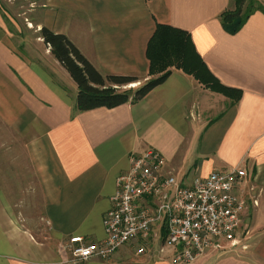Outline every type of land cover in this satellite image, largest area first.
Segmentation results:
<instances>
[{"label":"crops","instance_id":"0c3cea01","mask_svg":"<svg viewBox=\"0 0 264 264\" xmlns=\"http://www.w3.org/2000/svg\"><path fill=\"white\" fill-rule=\"evenodd\" d=\"M30 1L28 11L46 9L31 28L0 8V264H173L176 250L164 246L161 226L143 254L126 245L106 260L74 263L65 249L76 236L104 239L116 179L131 155L147 150L165 159L161 174L182 185L243 168L242 244L190 264H264V0L235 33L221 19L234 0ZM42 26L65 35L103 76L138 78L133 87L160 74L159 66L150 73L147 55L157 27L181 31L235 100L173 64L140 101L80 112L77 86L40 38ZM29 31L37 46L24 39ZM26 174L43 226L40 215L25 214L33 209L23 195Z\"/></svg>","mask_w":264,"mask_h":264},{"label":"built area","instance_id":"2783aa9c","mask_svg":"<svg viewBox=\"0 0 264 264\" xmlns=\"http://www.w3.org/2000/svg\"><path fill=\"white\" fill-rule=\"evenodd\" d=\"M130 85L122 88L136 87ZM164 163L154 150L129 157L128 170L116 179L111 208L103 217L104 239L85 243L80 236L70 238L65 249L70 250L72 262L106 260L126 245L143 254L157 226L164 231V246L176 250L173 264H190L242 244L246 200L236 191L245 170H215L182 185L161 174Z\"/></svg>","mask_w":264,"mask_h":264},{"label":"trees","instance_id":"16d2710c","mask_svg":"<svg viewBox=\"0 0 264 264\" xmlns=\"http://www.w3.org/2000/svg\"><path fill=\"white\" fill-rule=\"evenodd\" d=\"M234 3L235 9L224 12L221 18L222 23L227 25L226 28L231 33L238 31L248 17L261 8L256 0H234ZM39 35L43 43L50 48L51 55L76 84V106L80 112L97 108L111 109L128 102L140 101L167 79L170 72L165 69L173 64L216 92L233 99L234 93H237L214 80L198 57L190 53L184 33L175 29L159 26L149 42L147 55L151 63L150 73L153 74L155 66H159L160 69L157 71L160 73L159 76L125 91H119V89L138 82V78L118 75L103 76L65 35L55 33L44 26L41 27ZM168 53V58L172 56L173 60L166 62L164 55ZM162 234L164 235V231Z\"/></svg>","mask_w":264,"mask_h":264},{"label":"rangeland","instance_id":"374dc122","mask_svg":"<svg viewBox=\"0 0 264 264\" xmlns=\"http://www.w3.org/2000/svg\"><path fill=\"white\" fill-rule=\"evenodd\" d=\"M31 1L30 0H0V8L8 13H10L11 15H13L16 20L18 22H20V24H24L25 27L27 26V23H31L33 24L34 21H36V19L40 18L38 16H42L44 15V13L46 12V9H41V8H36L34 11H28V8H31L30 6ZM48 8V7H47ZM25 12L22 16L18 17L16 16L18 13H22ZM6 17H8V15H5ZM28 28H31L30 26ZM23 33V32H22ZM26 33V32H25ZM36 38V34L34 35L32 31H29L26 33V38H24L26 40V42H28L29 44H31L32 47L37 46L36 43L34 42ZM40 48H42V45H40ZM131 88H120L119 91H125V90H129ZM12 148V147H11ZM20 149L15 143L13 144V150H18ZM22 184H19V187ZM34 187V186H33ZM32 187V181L29 180L28 175L26 174V183H25V189L23 191V195L24 198L26 199L27 205L31 204L33 206L32 208H27L24 207L25 210V214H34V215H40V209L38 207V204L40 202V198L38 195L37 191H34ZM18 193V197L21 196V192L18 190H15ZM32 209V210H30ZM39 221V223L42 225L43 221L41 220V215L39 217H37V222Z\"/></svg>","mask_w":264,"mask_h":264},{"label":"bare ground","instance_id":"6f19581e","mask_svg":"<svg viewBox=\"0 0 264 264\" xmlns=\"http://www.w3.org/2000/svg\"><path fill=\"white\" fill-rule=\"evenodd\" d=\"M133 86H134V84H131V85H130V87H133Z\"/></svg>","mask_w":264,"mask_h":264}]
</instances>
